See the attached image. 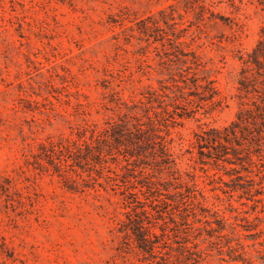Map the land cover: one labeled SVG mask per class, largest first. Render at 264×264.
I'll return each instance as SVG.
<instances>
[{"label": "rangeland", "instance_id": "rangeland-1", "mask_svg": "<svg viewBox=\"0 0 264 264\" xmlns=\"http://www.w3.org/2000/svg\"><path fill=\"white\" fill-rule=\"evenodd\" d=\"M263 39L264 0H0V264H166L186 238L202 264H264V136L236 164L201 162L197 148L202 130L230 124L258 100L264 58L244 61ZM191 52L217 102L192 85ZM243 69L251 92L240 88ZM152 89L163 104L179 96L169 148L178 182L194 186L193 208L206 209L188 224L167 172L145 168L142 180L158 187L150 192L114 185L108 169L122 171L111 162L99 175L68 166L72 180L33 158L48 137L140 112ZM138 219L159 237L153 253L137 246Z\"/></svg>", "mask_w": 264, "mask_h": 264}, {"label": "trees", "instance_id": "trees-1", "mask_svg": "<svg viewBox=\"0 0 264 264\" xmlns=\"http://www.w3.org/2000/svg\"><path fill=\"white\" fill-rule=\"evenodd\" d=\"M149 18V17H148ZM142 24L145 22L140 21ZM153 24H156L155 22ZM140 31L144 27H138ZM145 32V31H143ZM185 55L187 53H181ZM191 58L185 59L184 62L188 63L187 68L193 69V75L190 78L192 85L196 88H201V96L199 97L203 101L217 102L215 96L217 95V89L214 85V80L206 75L204 66L196 58V55L191 52ZM260 57L264 58V39L259 41L257 46L249 54V59L244 62L250 64L260 65ZM201 71L202 76L197 77L196 73ZM264 71V70H263ZM246 70L241 72V78L239 81L240 88L245 91H250V79L245 74ZM263 76L261 81L262 91L258 95V100H253V107H247L240 109L235 119L228 125L215 128L210 127L202 130L200 134H197V148L198 155L201 162L211 161L214 165H219L220 162H226L228 164H236L241 162L243 158V151L252 144H256L258 140L264 136V72L260 73ZM185 83V79H182ZM176 88L180 89L181 86L176 85ZM149 96H144L145 102L140 103L145 107H138L140 112L134 111L131 114H123V117H119L118 120L107 121L100 127L94 126L89 131H76L74 135L69 137H58L56 139L48 137L45 141H41L38 144V152L34 154L33 158L36 161L44 160L47 164L51 165L59 176L65 178L74 179L71 176L65 174V168L70 166L73 172L76 169H82V171H94L97 175L100 174L105 166V163L111 162L115 164V167H119L120 171L112 170L113 176H105L106 178L114 181V185H119L118 181H125L132 188H137L139 185L141 188L145 187L148 191L152 192V180H142L149 175L145 173V168L150 166L154 171L158 173L167 172V176L174 180L179 185H173L175 196L172 197L174 208L182 207L186 213L183 218L186 224L188 216L193 214L196 216V210L206 212V209L202 207L193 208V199L195 196V189L193 185L184 184L181 185L180 175H177L175 169V158L170 152L169 144L171 140L168 138L169 126L173 125L175 116L182 117L183 113L177 111L180 109L178 106L180 102L179 96L174 94L171 99L172 103H164L162 97L164 95L157 92L155 89L149 90ZM171 106L172 109L167 107ZM131 108H136V105ZM249 155V153H248ZM246 156V154H245ZM248 157V156H247ZM122 162L124 164H122ZM130 166L132 168H130ZM231 170L237 171L232 168ZM142 176L141 179L136 174ZM172 184L171 182H167ZM184 187V190L181 188ZM152 189V190H151ZM141 191V189H139ZM134 194L135 193H131ZM153 198L152 202H162L164 205L169 206L167 201L162 199ZM191 201L192 207H188ZM156 204H154L155 206ZM153 206V205H151ZM191 208L190 210H188ZM181 209V210H182ZM162 212V211H160ZM143 217L147 218V211L142 210ZM161 214V213H160ZM160 217L162 215H159ZM217 228L223 230L225 224L215 216ZM205 223L209 221L205 220ZM132 233H134L137 241V246L144 250L153 253L159 243V237L157 234H149L143 219H138L133 227H130ZM164 232V229H162ZM163 235V234H162ZM187 238L180 246V255H177L174 259H166V264H202V250L197 248V244L193 243L192 246L187 245ZM168 254V253H166ZM234 255L231 260H241ZM167 258H170L168 255Z\"/></svg>", "mask_w": 264, "mask_h": 264}]
</instances>
